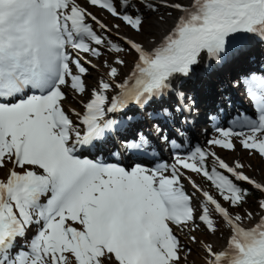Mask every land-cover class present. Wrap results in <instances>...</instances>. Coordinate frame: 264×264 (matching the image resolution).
I'll return each mask as SVG.
<instances>
[{"label": "snow or ice", "instance_id": "obj_1", "mask_svg": "<svg viewBox=\"0 0 264 264\" xmlns=\"http://www.w3.org/2000/svg\"><path fill=\"white\" fill-rule=\"evenodd\" d=\"M85 2L136 32L143 31L145 19L137 4L158 10L153 0ZM163 6L180 14L160 42L145 48L123 37L136 54L129 73L121 80L119 68L109 66L110 80L100 79L88 89V69L73 52L99 57L105 44L115 53L126 51L88 21L104 30L107 25L77 0H0V169L8 168L0 178V264H180L184 246L174 226L195 231L202 223L215 233L214 216L228 226L229 236L221 249L204 245L205 264H264V214L245 226L252 213L233 215L182 171L201 174L229 207H242L248 189L240 182L261 192L264 183L246 175L239 162L230 166L199 146L187 155L174 154V163L151 168L140 163L126 168L78 154L80 147L119 135L122 151L114 155H155L149 152L154 142H169L164 126L178 118L188 123L195 106L191 97L183 103L185 95L174 93L172 81L190 78L202 55L223 64L254 43L264 44V0H163ZM115 64L125 61L117 56ZM245 82L256 118L236 122L241 131L216 126L218 135L208 144L234 149L236 137L244 149L264 158V75L251 74ZM64 87L88 93L83 112L71 110L76 120L65 111ZM173 94L178 106L169 107L164 101ZM132 108L134 115L125 116ZM147 121L152 122L148 133L138 126ZM175 134L183 135L179 127ZM171 144L180 147L175 140ZM184 177L192 194L185 191ZM196 192L201 199L194 206ZM259 208L264 213V199ZM33 226L37 231L27 250H17Z\"/></svg>", "mask_w": 264, "mask_h": 264}, {"label": "rangeland", "instance_id": "obj_2", "mask_svg": "<svg viewBox=\"0 0 264 264\" xmlns=\"http://www.w3.org/2000/svg\"><path fill=\"white\" fill-rule=\"evenodd\" d=\"M78 3H80L82 6L86 7L89 12H91L93 15L97 17V19L107 25V30L100 29L99 26L96 24V22L89 19V23L92 24L94 30L97 31L98 34L106 36V34H103L105 31H108L110 34L116 35L120 38L128 37L129 39H132L138 43H141L145 48H152L155 47L156 44H158L161 40V38L168 32V30L173 26V22L175 18L180 14L179 12H176L177 14L174 16L172 11H175L169 7L163 6V0H153L154 3L157 4L158 10L153 12L147 8H144L140 5V10L144 15V24H143V31L136 32L135 30L131 29L130 27L126 26L121 20L111 16L106 10H103L99 7L91 6L90 4H87L85 0H77ZM168 3L177 2V0H167ZM179 2L184 3L185 0H179ZM190 3V2H189ZM119 7V6H118ZM134 11V10H133ZM164 16V17H163ZM171 16V17H170ZM162 17V19H161ZM164 18H171L173 22L167 27L166 31L163 32H157V28H155V25H159L164 23ZM116 24H119L120 27L117 29L115 27ZM149 32V33H148ZM264 45V44H262ZM95 46V45H94ZM100 51L101 55L99 57L93 56L90 53H76L74 56L79 55L82 57V60L86 64V68L88 69L87 74L84 76V80L86 83V86L88 89L94 88L97 86V83L100 79L110 80V78L107 76V71L109 66H115L118 67L120 70V79L122 80L131 70L133 67V62L135 58L134 51H130L128 49V45L125 48V52L122 53H115L110 50L109 46L107 44L101 45ZM259 47L254 49L249 56L251 58H242L240 63L236 64L235 66H225L224 69L221 71H218L216 73L210 74L211 76H206V80L208 79V82L204 85V87L199 88L198 91L193 92H187L186 89L182 88L180 91L177 92H184L185 104H189L190 101L187 99L188 97H191L192 100H196L197 97L203 101L206 100L207 95V87L208 85L213 82L214 80L218 82L219 76L226 75L228 78L230 76L228 75V71H231L233 73L232 75V83H235L237 80L242 81L243 77H247L248 74L252 72H257V75H264V47ZM119 56L121 59L125 61L124 65H116L115 64V58ZM87 61H90L91 63H87ZM232 68V69H231ZM259 68V69H256ZM260 70V71H259ZM236 72V73H234ZM205 79V76L198 78L196 81H202ZM210 79V80H209ZM183 90V91H181ZM247 88H242V96L243 100L249 104L247 101L244 92H246ZM63 91L65 92L66 99L64 100V108L66 112H68L70 118L73 120L74 117H76L72 112H70L72 109H75V111L80 110V113L83 112V104L87 102L89 96L86 92L85 94H79L76 93L74 90H72L70 87H64ZM110 95H115V91L110 92ZM171 98L164 101V103L169 106H178L179 98L178 96L173 95L170 96ZM197 106V105H196ZM195 109L199 110V107L197 106ZM155 107V105H153ZM70 110V111H69ZM135 110L134 108L128 110V112ZM148 111H152V108L149 107ZM205 112V118L200 123V126L196 129L195 135L191 139L189 138V141H186L184 139L179 138L176 134L172 133H166L169 135V140L174 139L177 143H189L190 146L193 145L191 148H195L197 146L201 147L202 149H210L211 151H214L217 156H219L221 159L226 161L231 166H234L236 162H239L242 164L243 171L246 175H248L253 180H256L257 182L264 183V158H262L258 152L253 150H247L242 147L240 144L239 138L233 137V143L235 145L234 149H223L220 146L216 145H209L208 141L218 135V133L215 131V127L219 126L221 128H227L230 127L227 123L222 124L219 123V119L215 116L216 112H213L211 109L204 110ZM127 113V111H126ZM135 111L133 113H127L128 116H133ZM133 114V115H132ZM236 131H241V129H238ZM244 131H247V129H244ZM119 138V136H118ZM163 142V141H162ZM165 143L164 145L167 147ZM185 145V144H184ZM99 147H97L98 149ZM81 156H89L93 155V158H102V159H114L112 156H104L102 154H97L95 152L91 151H81L78 153ZM181 155V154H180ZM166 162L171 164L174 163V154L169 153V157L166 159ZM213 164V158L209 157L208 159V165L209 168L212 167ZM182 171L186 172V176L191 177L193 181H195L196 184H198L203 190L209 191L211 194H213L226 208V203L222 200L221 197H219L218 193L214 192L210 189L209 185L206 183L204 177L201 174L193 173L189 170ZM8 174V168L0 169V176L2 178L6 177ZM227 174V173H226ZM184 184L186 183L191 187V184L189 183V180L184 177L182 178ZM252 187V186H251ZM192 188V187H191ZM194 192V189L192 188L190 191V194ZM259 196L258 198H252L251 202L253 203L251 208H248L246 206H243L242 209L239 211H230L233 215L240 214L244 216L246 213H252V219L244 220V224L247 227L252 226L254 223H257L259 220V217L264 214L262 213L261 209L259 208V201L261 199H264V192H261L258 190ZM201 199V194L199 192L195 193V196L193 198V204L194 206L198 205V202ZM250 199V198H249ZM250 202V203H251ZM197 212H199V207H197ZM199 223V221H198ZM217 224V231L215 233H212L206 229V227L201 223L200 227L196 229L195 231H191L189 229H177L174 226V231L177 234L178 238L181 241V244L184 246L183 250L181 251V261L180 264H205L206 260V252L204 250V245H212L214 249H221L225 246V242L227 237L229 236V230L228 226L223 225L219 222H216ZM37 231L36 226H33L28 234L26 239H22L17 246V250H27V242L33 238ZM195 236L197 240L193 242L191 240V237ZM191 249L189 252L188 249Z\"/></svg>", "mask_w": 264, "mask_h": 264}, {"label": "bare ground", "instance_id": "obj_3", "mask_svg": "<svg viewBox=\"0 0 264 264\" xmlns=\"http://www.w3.org/2000/svg\"><path fill=\"white\" fill-rule=\"evenodd\" d=\"M189 2H190V0H185L184 4H188ZM176 12L177 11H172L174 16L177 14ZM163 21H164V23H162V24H159V25L154 24L155 28H157V32L166 31L167 27L173 22V20L171 18H164ZM81 62L86 66V64L83 60ZM225 66H227V65L226 64L215 65V69H216L215 71H221L222 69H224ZM196 69L199 71L202 70V65L199 64L198 66H196ZM256 69H259V68H256ZM227 73L230 76V78H228L226 75H223V76L221 75V76H219L220 78H219L218 82L214 80L213 82H211L208 85L207 92H206L207 93L206 100L204 99L202 101L201 100L202 98L200 99V97L199 98L197 97V102L195 100V106L197 105L199 107V110H196L195 106L192 107L191 113L187 114L188 123L181 124L180 119L178 118L176 124L164 126L165 133L175 134V129L177 127H179L181 132L183 133V135L179 136V138L184 139L186 141H189V138L191 139L193 137L191 135L196 134L195 133L196 129L200 126V123L204 120V118H205L204 110H206V108L213 110V112H216L215 116L217 117V119H219V121H218L219 123L220 122L222 124L227 123L228 125H230V127H233V128L236 126V122L242 120L241 119V113L242 112L246 113L247 115H249L251 117H255L254 110L252 109L250 104H247L243 100V96H242V88H247V84L245 82L246 77H243L242 81L237 80L235 83H232L233 73H231V71H228ZM234 73H236V72H234ZM256 73L257 72L251 71L248 74V76H250L251 74H256ZM207 75H208V73H207ZM179 80H180L179 77L173 80V86L172 87H173L175 92H177L178 90L180 91V89L183 88V86H178ZM185 83H189V80H185ZM181 91H183V90H181ZM183 102H184V100H183ZM197 106H196V108H197ZM70 112H72V111H70ZM76 112H80V110H77ZM127 113H131V112L127 111ZM127 113H125V116H128ZM114 118L120 119L121 117L119 115H117ZM74 119L76 120L77 118L74 117ZM151 123H152L151 121L140 122L138 126L141 127L143 131L148 133L151 131V128H150ZM118 136H116L115 139L109 140L105 144H96L95 147L87 146V151L95 152L97 154H102L104 156H109V157H111L113 155L115 157H120L123 160L127 159L126 160L127 167L131 166L132 161L134 160V159H132L133 156H131V153H126V154L121 155V156H116L113 154V153H116L118 151H122L119 147V141L121 139V136H119V138H118ZM185 144L190 146L189 143L188 144L185 143ZM97 147H99V148L97 149ZM190 147H193V145H191ZM150 150L155 152L158 159H160V158L166 159V157L169 155L168 154V152H169L168 147H166L164 145V142H162V141H160L159 143L154 142L153 148ZM81 151H86V150L83 149L82 147H80L79 152H81ZM87 157L90 159H95L93 157H89V156H87ZM145 161L149 164V167H151L153 165V161L150 160V158L146 159ZM0 178H2V176H0ZM182 183L184 184L183 180H182ZM184 187H185V191L190 194V191L192 188L189 185H187L186 183L184 184Z\"/></svg>", "mask_w": 264, "mask_h": 264}, {"label": "trees", "instance_id": "obj_4", "mask_svg": "<svg viewBox=\"0 0 264 264\" xmlns=\"http://www.w3.org/2000/svg\"><path fill=\"white\" fill-rule=\"evenodd\" d=\"M137 7H140V5L137 4ZM103 34H106V37H107L108 39H110L112 42L117 43V44L121 45V46L124 47V48L127 47V44L123 41L122 38H120V37H118V36H116V35L110 34L108 31H105ZM258 47H259L258 50H260V48H263L264 46H260V45H259ZM249 55H250V54H248L247 57H248V58H251V56H249ZM212 76H213V75H211V77H212ZM209 80H210V79H209ZM206 82H208V79H207V80L204 79V80H202V81L200 80V81H197V82H195V83H194V82H189L186 86H184V88L186 89L187 92H193V91H196L197 87H198V89H199V88L202 89V87H204V85L206 84ZM196 92H197V91H196ZM204 179H205V178H204ZM205 181H206V183L209 185L210 189L213 190L214 192H216L215 188L210 184V182L207 181L206 179H205ZM240 184H241V187L248 189V195H247V197H246V202L243 204V206H246V207H248V208H251L252 205H253V203L251 202V199H252V198H258V196H259L258 190L254 189L253 187H251V185H249V184H247V183H245V182H240ZM216 193H217V192H216ZM249 198H250V199H249ZM224 202H225V201H224ZM250 202H251V203H250ZM225 203H226V205H227V207L229 208L230 211H239L240 209L243 208V206H242V207L231 208V207H229L228 202H225ZM214 219L216 220V222H219V223H221V224H223V225H226V224H224V222H223L222 220L219 219L218 216H214ZM226 226H227V225H226Z\"/></svg>", "mask_w": 264, "mask_h": 264}]
</instances>
